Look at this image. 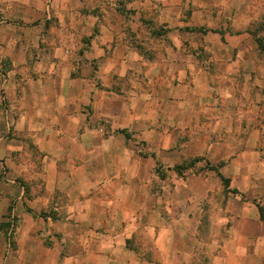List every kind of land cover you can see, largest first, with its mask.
I'll use <instances>...</instances> for the list:
<instances>
[{"label":"crops","instance_id":"0c3cea01","mask_svg":"<svg viewBox=\"0 0 264 264\" xmlns=\"http://www.w3.org/2000/svg\"><path fill=\"white\" fill-rule=\"evenodd\" d=\"M197 2L0 0V121L11 135L8 178L0 180V264H187L181 239L196 230L183 227L195 217L179 218V182L158 178L156 167L191 155L192 126L208 123L200 116L211 119L218 97L226 104L234 96L213 92L204 55L194 51V34L211 28L212 6ZM161 29L165 41L154 38ZM182 34L191 35L187 46ZM232 60L236 66L239 56ZM196 110L197 121L189 116ZM214 117L234 140L226 152L234 175L226 177L261 199L227 206L214 263L264 264L261 151L231 133V115ZM13 220L7 254L2 224Z\"/></svg>","mask_w":264,"mask_h":264},{"label":"rangeland","instance_id":"374dc122","mask_svg":"<svg viewBox=\"0 0 264 264\" xmlns=\"http://www.w3.org/2000/svg\"><path fill=\"white\" fill-rule=\"evenodd\" d=\"M206 1L212 6L210 11L205 13V19H208L211 28L204 31V37L194 34L196 44L194 51L204 55V60L199 63L209 70L206 76L211 80L213 92L229 89L233 91L234 96L231 100L227 98L226 104L224 97H222L223 100L218 97L219 103L216 110L208 114L211 119L201 117L197 110L190 112L189 116L195 115V121L197 116H200L202 121H208L206 124L196 122L192 126L196 137L191 142L192 150L189 149L191 155L188 154L182 162L171 168L156 167L158 178L179 182L172 200L178 209L179 218L183 220L186 215L195 217L194 223L182 226L184 229L196 230L194 236L186 235L181 239V246L188 251V254L184 256L187 264H216L214 262L218 261L220 247L224 245L227 237L226 230L230 224L229 213L225 211L227 206H232V200L235 199L255 205H258L257 200H261L251 193L247 194L243 190H238L234 179L226 177L228 174L234 175V156L227 157L226 153L230 147H234V140L228 137L227 126L217 124L218 118L214 116H223L226 113L231 115L233 120L231 133L239 132L245 139V147H249L251 143L255 144L261 151L260 160L262 164L264 163V137L257 139L256 134L250 132L252 129L259 134H264V0ZM195 4H198L197 0ZM190 17V12L185 11L182 14L184 19L191 20ZM198 17H201V14H195L193 19L197 20ZM186 29L191 33H196L197 30L192 27ZM154 33L160 35L154 36L155 40H158V37L166 40L167 32L164 30H154ZM179 38L186 46L191 42V35L182 34ZM138 40L144 44V39ZM141 46L145 48L144 45ZM181 49L184 50L186 47L182 46ZM235 56H239L236 66L232 60ZM226 68L232 73L222 74ZM208 94H211V91ZM187 101L190 102L189 99ZM1 103L3 105V100ZM0 127L2 130L0 180L5 181L8 178V168L5 165L7 156L4 150L11 141V135L9 124L1 120ZM205 144L207 148L204 153H201ZM181 145L186 148L185 141ZM246 160L250 161V157H246ZM176 166H181V173L178 174L175 171ZM220 175L230 180L228 188L224 187ZM10 178L11 175H9ZM205 183L209 184L208 193H206ZM233 190L237 193L233 194ZM166 214L168 215V211ZM6 222L2 226L8 234L11 221ZM13 223L15 231L16 220H13Z\"/></svg>","mask_w":264,"mask_h":264},{"label":"trees","instance_id":"16d2710c","mask_svg":"<svg viewBox=\"0 0 264 264\" xmlns=\"http://www.w3.org/2000/svg\"><path fill=\"white\" fill-rule=\"evenodd\" d=\"M181 169H182L181 166H176L175 171L179 174V173H181L180 172ZM184 169H186V168H184ZM219 177H220V180L222 181L224 187H227L228 188L230 180L228 178L222 176V175H220ZM232 192H233V194H236L237 193L235 190H233ZM258 210H259V212H260V214L262 216V219H263V208L258 207ZM10 228H11V226H10ZM13 233H14V230L12 229V232L10 234L11 235V238H13Z\"/></svg>","mask_w":264,"mask_h":264},{"label":"built area","instance_id":"2783aa9c","mask_svg":"<svg viewBox=\"0 0 264 264\" xmlns=\"http://www.w3.org/2000/svg\"><path fill=\"white\" fill-rule=\"evenodd\" d=\"M13 226H14V223H13V221H11V228H10V231L8 232V234H7V245H6L7 254L10 251H12L13 240H12L10 234L12 232Z\"/></svg>","mask_w":264,"mask_h":264}]
</instances>
